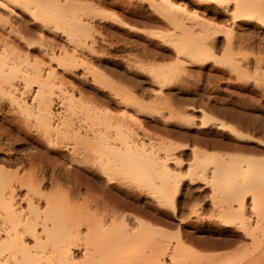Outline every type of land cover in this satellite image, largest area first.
<instances>
[{
  "label": "rangeland",
  "instance_id": "obj_1",
  "mask_svg": "<svg viewBox=\"0 0 264 264\" xmlns=\"http://www.w3.org/2000/svg\"><path fill=\"white\" fill-rule=\"evenodd\" d=\"M44 1L45 2L43 1L42 2L45 5L46 4L51 5L54 0L52 2L50 0H44ZM56 1H60L61 4L62 3L65 4L66 2L65 0H56ZM68 1H71V0H67V2ZM74 1L77 2V4L79 3L78 1H80L81 3L80 5H83V6L82 7L80 6L81 8L79 7L78 10L74 12L70 11L72 7L70 9L66 8L64 10L66 11L67 14L69 15L71 14L72 20L82 19L83 22L85 21L88 23V24L86 23L87 24L86 26L91 25L90 27H91V32H92L91 33L92 43L90 41V45L86 44V47L83 45L84 47L77 46L78 47L77 48L75 47V45L73 46L71 45L75 43L73 42L71 43V41L69 42V39L66 36L67 34L66 31L70 29V25L68 29H65L66 26L68 27L67 21L64 22L65 19L64 20L62 19V21H58V24H59L58 27L54 26L50 28V27L45 26L44 23L40 19L36 20L35 16L32 15L33 16L32 17L30 13L25 10L14 9L13 11L15 12L11 10V12H13L12 15L9 12V10H7L9 13L7 12L6 14H7V17L8 16L12 17L10 19L8 17L11 23L12 21L16 20V22H13V23L14 25L16 24V27H18V30L20 31L19 33L22 34V31L24 30L22 35L25 36L26 35L25 32H26L27 35L25 37L26 38L28 37L27 39H31L33 37L34 38L33 40L37 41L38 44L36 45L38 46L34 44V49H33L34 52H32V56L34 55L33 57L37 56L36 57L37 59L40 57L39 58L40 60L42 57L41 53H44L42 50L45 47L44 46L41 47L39 44V41L41 40L40 36L42 37L43 35L45 36V38L42 37L44 40L42 39L41 42L43 41L44 43L47 44L48 41L52 42L53 40L56 45L54 44L52 45H54L55 47L56 46L59 47V48L56 47L57 49V50L55 49L56 52H61V51L65 52L67 50L70 52L74 48L73 52L75 51L78 56L77 62L79 63L81 62L79 65H77L78 63L75 64L77 67L75 65L73 66L71 65L72 67L70 66L68 68H65L67 66H64V67H62V65L59 66L58 65L59 62L57 60L52 61L51 63V59L49 58V56L46 55L45 60L43 59L45 56L44 54H43L42 59L45 62L51 63L50 64L51 66L53 65V67L54 66L57 67V69L55 67L57 71L56 74H58L57 77L60 76V80H63V78L65 79V82L63 80V83L65 84L64 86H66L68 89L70 88L69 90H67V92L70 93L72 90L71 86H73L72 91L75 94L76 99H80V97L81 99L84 98L83 100L80 99L81 101L79 100L81 103L82 101L85 102L84 104H86L87 102V103H90V106H91V105H94L93 103L91 104V101L92 102L95 101L96 102L95 106L100 105V107L103 110H108L109 114L110 113L111 115L113 114V117L111 119L109 118L108 121H104V122L102 121L100 122V120L97 118H87V117L83 118L82 116L81 117L83 119L81 118L82 119L81 121L77 117L79 121L77 120L75 121L77 124L79 122V125L81 124L80 121L83 122L84 120V122L82 123V128L84 129L81 128V130L84 131L86 128H87L86 130H88V128L89 130L93 128L91 131L100 129L99 131L103 130V133L105 131V133L107 134H112L111 136L113 137L115 136L116 138L114 137V139L115 140L117 139L116 141H119L117 138L118 134H117V129L115 128V124L117 122H120V118H121L120 123H122V119H123V123L125 124V126L127 123L129 127L132 126V129L137 134V137L139 139L143 137L141 140H144L145 142H148L149 144L152 143V145L158 146L164 143L170 144L172 142L174 145V142H175V144L182 146V148L180 149L178 148L179 150H176L177 152L175 151L174 155H176L177 153L178 154L177 156L180 155L179 158L182 157L181 159L184 160L183 163L184 162L185 163L182 164L183 166L182 168L184 171L186 168H188L187 166H189V168L191 167L192 164H190V161L194 162L195 163L194 165L198 164V162L196 163V161H198L197 159H199L202 162H203V159H207V165L210 168L214 165V162L222 161L221 163H227L226 160H228L229 162V158L231 157L236 158V156L237 158L244 157L243 159H245V157L246 158L251 157V158H254L255 161L257 159H260L262 162L261 161L259 162H261V164L263 163L264 158L262 157L264 155V22H261V20L259 21L258 18L256 17L255 18L253 17L254 19L250 17H246V15L245 16L240 15V18L237 19L236 16L233 17V15H231L232 13H229L231 9L227 10L228 14H226L227 12H224V11L221 12L220 11L221 9L218 11L217 9H219L221 6L219 7L217 4H214V3L213 4L212 3H209V4L202 3L201 4L200 2L198 3L197 0H171V1H174V3L181 4V5H184L186 3L184 6L188 4L186 6L188 10H190V12H193V13L194 12L196 13L197 11L198 14L197 13L196 14L197 16L198 15L201 16L199 17V18H202L201 20L205 18L204 19L206 20L205 22L209 24H213L214 22V24L216 25V28H214V25H213L214 30H217V28L219 27L218 28L219 30L216 33H214L217 35L214 38L215 40L212 38L214 37V35H211L212 37L209 36L207 40L208 42L209 39L212 38L207 44L211 45L210 42L211 43L213 42L215 44V47L211 45V47L215 49L213 50L215 52L213 53L214 57L208 59L206 63H204L205 61L201 63L199 62L197 63V62L190 61L189 59L190 56L186 57L187 55H184L183 53L182 55L179 52V49H177L178 46H176L178 45L177 40H174L175 42L173 41V43H170V42L168 43V41L165 42L166 37H163V35L167 36L168 38V35L166 34L171 35L172 31H174L175 29L171 23H166L168 22L167 18L163 17V15H160V12H157L158 10H156V8L154 9L153 4L159 3L161 0H74ZM82 2H84L86 5L84 3L82 4ZM87 2H88V5L94 4V7L96 6L98 7V9L101 8L100 10L105 11V13L100 14L98 12V9L96 12L88 10L89 8L86 9ZM89 3H92V4H89ZM232 3L233 2H231V4L229 5V8H232L233 10L234 3L233 4ZM64 4L62 5L64 6ZM0 9L2 8L0 7ZM53 9L55 10V8ZM5 10L6 9H3L0 11L1 12L0 17L2 14L5 15L4 13L6 12ZM222 10H224V8H222ZM55 13H58V12H56L55 10ZM196 14H193V15H196ZM231 16L233 18H236L237 20L235 19L234 21V19H232ZM3 17L4 16H2L1 18L4 19L5 17L4 18ZM68 17L70 20V16L67 15V18ZM10 22H9V25L11 24ZM4 23L3 24L0 23V24L2 26L3 25L4 26L7 25V26L1 28V25H0V29L3 31V29L6 28L7 31L5 30L4 33H8V30L11 27L6 23L5 25ZM170 24L172 25L171 27H170ZM90 27H87V28L90 29ZM220 27H222L223 30L224 28L232 27L231 29L233 30H231L232 32L231 34H229L226 30H224L223 32V30L221 29L222 31H220ZM63 29L66 30L65 31L66 34L65 32H63L64 31ZM171 29H174V30L170 31ZM1 30L0 32H2ZM177 32L176 34H179ZM29 35L32 37L29 38ZM230 37L232 38V40L231 42L230 41L228 42ZM35 38H38V39L35 40ZM195 38H198V37H195ZM45 39L46 40L49 39V40L45 41ZM93 40L96 43H94ZM229 43H231V46ZM92 44L94 45V47L96 46V48H93ZM49 45H51V43ZM63 45L65 47H63ZM61 46L63 49H61ZM89 46H91V50H93L94 52L89 49ZM230 47L236 50L234 51L233 49L232 51L230 50ZM78 49H80V51ZM226 54H231V56L233 57L236 56V58L239 59L240 61L234 58V60H236L235 61L236 64L231 65L229 62H226V59H225ZM80 58L81 60L83 58L84 59L81 61ZM215 58L221 62L215 61L216 60ZM49 59H50V62L48 61ZM178 61L181 63V67H182V63L183 65L185 64L182 67V70H180V73L179 74L174 73L173 75L167 73L166 75L169 77H167V83H165L166 85L164 84V81L166 79L164 81L162 80L163 83L162 81H160L161 83H159L158 82L159 79L157 78L159 77L158 75L161 73V71L169 70L172 66H175V64H177V66H180V64L178 65L179 63ZM45 64L48 65L47 63ZM95 68L98 70H101L106 77L103 76L102 73L100 75H97L99 71L96 70ZM101 76L104 78H102ZM164 78L165 77H163L162 79ZM74 86H76L75 89H74ZM33 87H32L33 90L31 89L33 92L30 91L32 93H30L28 90L26 91L27 93L26 92L25 94L23 93V96L27 95L26 98H27L28 103L33 102L32 100H34L33 95L35 94L37 87L36 85H33ZM66 87H64L65 90H66ZM116 87H118L119 90ZM115 89L121 93L120 96L119 94H117L118 92L117 93L116 91L114 92ZM78 90L83 92L81 94H84V96L83 95L80 96V93ZM28 92L30 94H28ZM76 92H77V95H76ZM114 94L117 95L116 97L119 96L121 100H123V98H124V101L125 99H127L126 104L124 101L121 102L119 97L118 99H116L118 100L116 102L115 100L116 97L114 96ZM57 96H55L56 99L54 101V104H55L54 111L57 114L56 120L58 121L56 120L55 121L60 123L61 122L60 118L66 117L67 111L61 102L62 99L58 98ZM93 97L95 100L92 99ZM128 98H130V100L133 99L132 102ZM128 100L130 101V103L128 102ZM97 101H99L98 104H97ZM102 104H104L105 106ZM138 104H140L141 107H139L140 105L138 106ZM0 105L2 106L0 108V110L2 109L0 111V122L3 124V126L6 127V129L9 128L7 130L10 131V132L8 131L9 132L8 135L6 134L7 136L4 135L2 137L3 141H1V148L3 147L5 149V152H3L4 151L3 148L0 149L2 150L0 152V159H1L0 163L2 164L4 169L5 167L7 168L5 170L10 171L9 172L10 174L13 173L14 175L15 174L14 172H17L16 176H14V178L16 177L15 179H17V177L19 176L20 177H22L23 175L25 176L26 173L28 175V178L29 176H31V177H34L33 179H35V176H34L35 174L36 176L37 175L40 176L41 174V176L43 177L41 178L40 176L39 180H41L42 182V179L44 177L46 178V176L44 175L47 173V170H48V173L50 171L53 172L54 170L55 171L57 170L56 172L54 171V173L50 172L52 176H48V173H47V177H49L50 180H48V178H46L47 180L43 179V182H42L43 184L41 186L37 183L39 181L36 182L41 187V189L42 187L43 189L45 188V191H46V192L44 191L45 194L48 193L49 195H51L55 191L52 188L56 189V186H58L56 190L58 191V188L60 189V185H61L60 181L62 183V180L63 182L65 181L63 184H66V186L64 185L66 189H69L71 186H72L71 189H74L75 186L73 185H75L74 181L76 177L75 175L73 176V174L75 173H77L76 174L77 176L78 174H80V177L81 178L83 177L84 180H86L85 178L87 179L89 178L88 180L90 181L89 176L92 177L91 179H94V178L97 179V180L94 179L95 181L93 180L94 184L95 182L96 184L97 182H99V178L103 179V180H100L99 184L107 180L105 183L103 182L100 184L103 187L101 189L102 191L104 189V193L107 192L106 193L107 195L105 194L106 196L110 197L111 195V198L113 197V199L115 200L117 199V201H119L118 202L119 204L120 203L123 204L122 202H120V200L124 201L123 199L126 198L128 199V201L129 200L131 201V197L136 195L135 198L137 197L136 198L137 203L135 202V210H131V211L136 212L135 215H132L133 217L138 214V217L140 218L141 216L143 217L146 216L148 218L147 216L148 214L149 218L148 219L146 217L145 218L147 221L150 222L149 219L150 217H152L151 222L153 219V222H152L153 225L156 221H158V219L162 221L160 223L159 222L156 223V225H158L156 226V228L159 227L160 225V227L158 228L159 230L162 227L164 228L163 232H165L164 230H166L167 232V233L165 232L167 234L166 239L168 243L171 244L169 245L170 248L173 247L174 244H176L177 241H179V239H181L184 242V244L185 243L187 244V245L185 244V246H187V248H190V249H188L186 253H188L190 256L189 255L186 256V253L181 257L179 256L182 259L184 258L182 261H186L183 264H215V257H216L215 255L217 254V247H216L217 244L216 243L218 242L217 240L218 232L222 231V233L223 232L227 233L223 236L224 238L222 237L224 240L226 237H227L226 239H228L229 237L232 236L230 233L231 227H228L226 225V222L232 219L230 211H231V205L233 204V201L228 194L230 190V185L232 183L231 181L229 182L227 181V179L230 178L229 176L230 174L228 175L220 174L219 176H217L216 183L213 186L212 185L209 186V184H207L205 180L204 181L200 180L201 182L198 181L197 184H193L187 181L186 183L188 184H186L184 186L185 188L183 187L178 193L177 209L173 211L170 205L168 204H167L168 206L164 204L162 205L161 202H159L161 194L159 193L158 189L154 187L153 185L157 186L160 183V180L157 178H154L155 180H152L150 182L149 181L150 179H147L146 177L145 179L144 177H142V180L138 179L140 178V177H137L139 175L133 174L135 173L134 172L135 169L131 170L132 167H136V166L131 161V159H129L128 157L118 155L119 157L121 156V158L117 156L119 159L118 160L117 157L115 156L114 158L117 159L116 161H120L121 164H118L120 162L116 163L115 159L113 160L114 163L112 162V160L109 162L111 164V165L109 164L110 166H113V164L116 163L118 167H120V169L119 168L117 169V166L116 168H114L118 176L116 175L114 170L113 171L110 170V174L113 175L112 172L115 173V176H113L112 180H115L114 178H117V177H118L117 178L118 180L112 181L111 176L106 175V173L103 174L104 175L103 177H101L102 176L101 174L100 175L98 174V176H96L97 172L99 173V170L102 168L101 166H103V169L105 167L104 166L105 164H103L102 159H105L104 163L107 164L108 161L110 160L108 159L110 155H108L107 153H104L101 147H99L97 144L96 146L93 141H92L93 143L88 142V144L93 145V147L91 146L92 148H90V145L89 146L87 145L89 147L87 149V147L85 146L87 149V151L85 150L86 154L84 151L81 154L83 156H81L79 153L80 151H79L78 152L79 154L77 153V155H80V157L76 156V159L77 157L81 160L90 159L91 161L89 160L90 162L88 161V163L86 162V160L84 161L85 163L89 164V166L86 164L88 167H90V163L94 162V160H96L98 164H99L98 160H102L101 162L103 165L101 164L100 166L101 168L99 167L100 164L97 165V163L93 165L94 166L93 168L92 164L94 163H91L92 167L90 168H93V169H90L85 164H83L84 162L82 163L81 160L79 159H77L79 160V162L77 161L78 163L77 162L74 163L76 160L74 161L72 159L74 157L70 156V155H73L72 154L73 152L72 146H74L73 139L67 136L69 137V139L66 138V140H64L66 136L65 137L62 136L64 139L60 137L58 140L57 138H55L56 137L55 135L53 136V138L52 137L51 138L53 140L55 138V140L57 139L58 141L56 140V141H53L52 144H49L47 140L48 139L50 140L51 138L45 135L47 137L46 138L44 134H42V131H39L41 133L38 132V127L40 126V124L38 126L39 122L36 121L37 119H35V116L31 115L33 116V119L32 117L29 119L30 116L26 117L29 115L28 114L29 112L27 111L28 113L26 112L23 113L22 109L21 111H19L20 112L19 113L18 110L20 108L18 109V107L15 104L13 105V103H11L9 99H6L4 95L3 96L0 95ZM106 106H108V108ZM109 106L110 108L112 107L113 109L109 110ZM137 108L138 110L140 108V113L137 110ZM62 111L64 112L66 111V113ZM205 112L206 113L208 112L210 116L214 117L213 120H208V119L204 120L203 118L204 115L202 117V113L205 114ZM114 113H117V114H114ZM186 113H187V116L190 114L192 118L194 117L193 118L194 120L190 118V115L189 117H187ZM129 114L134 115L132 116L136 119V121H138L137 124H134L136 121H133L135 119L132 118V116ZM118 115L119 117H117ZM114 116L117 121L113 119ZM182 116L187 117L186 119L188 120L190 119L191 123H189L190 121L186 122V120H184L185 118H182ZM126 117L128 118L126 119ZM215 117L217 118L216 120H215ZM12 118L13 119L17 118L20 122H22V125L16 122L19 124L22 131L19 130L20 129L19 126L16 127L18 125L14 123L16 119L13 120ZM8 119L9 121L12 119L13 123L15 124V127L13 123H12L13 126H11L12 124L10 125L9 121L8 122L5 121ZM22 119L24 120V122ZM139 119L140 120L142 119L141 121H143L144 123L143 124L141 122L142 123L141 126H140ZM192 120L194 123L192 122ZM222 121L223 123L225 122L226 125H231L232 127L235 128V130L242 132V133L240 135H237L235 133H232L233 131L230 130L229 127L227 128L219 127V124L222 123ZM129 122L131 123L134 122L133 123L134 125H131L130 123L131 125L130 126ZM59 123H57V125ZM24 124L27 125L26 126L27 128H25ZM39 130H41L40 127H39ZM87 132L84 131L83 134L85 133L86 135H88ZM90 133L91 132L89 131L90 137L93 136L91 135L92 133L91 134ZM138 135H140V137ZM69 140H71L72 142H69ZM56 142L57 144L55 145ZM67 142L69 143L67 144ZM58 144H61V145H58ZM67 145L70 147H67ZM183 145L185 146V148L183 147ZM49 147L52 148V151H51V148ZM56 148H59V149H56ZM195 148L199 150V151L197 150L196 152V153H199V155L197 154V156H195L196 154L193 155V153L195 152L192 153V150L193 151L196 150ZM83 149L81 151H83ZM83 153L85 154V156ZM32 155H33V158H32ZM39 155H41L40 158H39ZM196 157L197 159L195 161ZM221 157L222 159L225 157L224 159L225 162H223ZM200 158H202V160ZM233 158L232 160L235 159ZM111 159L113 158L111 157ZM48 160L51 162L50 164ZM57 160L60 162L66 161L65 163H67V161L69 160L68 162L69 164L67 163L68 168L70 172L71 170L73 171L71 173L69 171H66L65 173L64 172L65 170L61 171L62 169L67 168V167L64 168V165H67V164H63L62 162L63 165L61 164V167H60V165H58L60 164V162L56 164ZM52 161L55 162L56 166L54 163H53L54 165L52 164ZM205 161L206 160H204V162ZM259 162H257V164L255 165L256 169L260 166ZM35 163L37 164V166L39 164L41 165L42 163L43 164L45 163L44 166H46V169L43 165H41L42 167L38 166L39 169L37 168L38 172H36L37 169H34L36 168ZM169 164L171 166L174 165L173 167H175L174 162L172 163V161H170ZM246 165L248 164H245V166ZM52 166H54L53 167L54 170H52L51 168ZM107 166H106V169L111 168V167L107 168ZM40 167L42 168V170ZM55 167L61 168L60 172H59V168L56 169ZM178 167L179 166H176V168ZM98 168L100 169L98 170ZM210 168L209 170H207V174L210 173L209 172ZM103 169H101L100 172H102ZM111 169H113V167ZM42 172L43 174L44 173L45 174L42 175ZM62 172L65 175H63ZM247 172L248 171H246L245 174ZM56 173L57 175L62 174V176L61 175L58 176V177L61 176L62 178L61 177L55 178ZM66 174L67 175L69 174V175L66 176ZM84 174H87L88 177L87 175L85 176ZM70 175H71V178L72 177H75V178H72V179L68 178L70 177ZM107 176L110 177V180L112 182L108 181ZM105 177H106V180H104ZM54 178L56 179V184L58 183L57 180L59 181L58 185L53 184L55 183ZM67 178L70 180H68ZM77 179L79 180V177ZM83 179H80V180H83ZM66 180L69 182H66ZM90 182H92V180ZM70 183L71 185H69ZM63 184L61 186L63 190L60 189L61 193L63 191H67L66 189L63 188L64 187ZM96 184H95V187H97L96 190L99 191L100 185L97 184L98 186H96ZM17 185L15 186V189L17 191V192L15 191L16 198H17L16 202L17 204L20 202L18 205L19 207L21 205L26 207L27 200H24V199H26L25 196L27 193L26 192L27 189L19 186L20 184L18 185L19 186L18 188ZM52 185L54 187H50ZM67 186L69 188H67ZM191 186L193 188L198 186V188L193 189ZM43 189H42V192H43ZM109 189L113 191H110L108 195ZM121 191L124 193H122ZM100 192L101 191H99L98 193ZM131 192H132L131 197L125 196V194L127 193L131 194ZM57 193H53L54 195L52 194V196H56ZM66 193L63 192L62 196H64V194L66 195ZM104 193L102 192V194ZM111 193H113V195L115 193V197ZM158 193L160 194V196ZM58 195H61V194H58ZM70 195H71V190L69 191V194L66 195L67 197H69V200H71L70 198H72ZM243 195H241V197H244L245 205L247 208L246 211L249 212L250 206L253 204L251 203L252 201L251 198H253V193L252 194L249 193L244 196ZM21 198H23V200ZM43 198L44 197H41V201H44L42 200ZM34 199H37L36 201H38L39 197L37 198L35 197ZM262 200L264 201V199ZM81 201H80V205L82 204ZM128 201L126 200V203H129ZM130 203H129V206L132 205ZM262 205H264V203H262ZM22 206L20 208H22ZM75 206L79 207L78 204ZM132 206L134 207V204ZM132 206L128 207L127 209L128 212H131L130 209L132 208ZM136 206L138 207V209L140 208L139 209L140 214H143L144 211L146 212L148 211V212L147 213L144 212V214L140 216L139 213L137 212L138 209ZM140 211H142V213ZM131 214L133 213L131 212ZM150 214L154 215L158 219L156 218L157 219L156 220ZM143 217L142 219H145ZM83 223L84 222H81V224ZM225 226H227L228 229H226ZM80 228L82 229V231H84V233H86L87 231L86 229H88V227L86 226V229L83 230L84 229L83 225H81ZM222 238L221 240H223ZM219 241H220V238H219ZM76 251L75 252L78 255H82L81 253L83 252L82 248ZM174 257L175 255L173 256V255L167 254L166 256L167 264H174V261H175ZM193 257L197 258L196 259L197 263H194Z\"/></svg>",
  "mask_w": 264,
  "mask_h": 264
},
{
  "label": "bare ground",
  "instance_id": "obj_2",
  "mask_svg": "<svg viewBox=\"0 0 264 264\" xmlns=\"http://www.w3.org/2000/svg\"><path fill=\"white\" fill-rule=\"evenodd\" d=\"M42 1L45 2L44 0H0V7L2 8V9H0V11L3 9H6L5 10L6 12H4L5 15H3V14L1 15V17L4 16L5 18L3 17L4 19H2L0 17V20H1L0 23L3 24L5 21V23L9 25V22H10L9 19L12 17L8 16L9 17V19H8L6 13L8 12L7 10H9V12L12 15L13 12H15V11H13L14 9H16V10L20 9V10L28 11L31 16L32 15L35 16L36 20L40 19L44 23L45 26L50 27V28H52L54 26L58 27L59 26L58 21H62V19L63 20L65 19L64 22L67 21V25H68V27L66 26L65 29H68L69 25H70V29H68V31L63 29L64 30L63 32H65V31L67 32V34H66V32H65V34L68 37L69 42L71 41V43L72 42L75 43V44H71V45L72 46L75 45V47H77V46L82 47L83 45L86 47V44L90 45V41L92 40V35H91L92 32H91V27H90L91 25L86 26L88 23L85 21L83 22L82 19H81L82 21L79 19L78 20L77 19L72 20L71 14L70 15L67 14L66 11L64 10L66 8L70 9L72 7L71 9H73V10L70 9L71 12L77 11L80 6L81 7L83 6V5H80L81 4L80 1H78L79 6H78L77 2H75L74 0L73 1L75 3L72 0L68 1V2H67V0H65L66 1V2L64 1L65 4L62 3V4H64V6L61 4L60 1H56V0H54L55 2L53 0H50L51 2L53 1L51 5H47V4L45 5ZM197 2L198 3L200 2L201 4L202 3H204V4L205 3L206 4L207 3L208 4L209 3L217 4L219 7L221 6L220 8L218 7L219 9H217L218 11L221 9L220 10L221 12L222 11L227 12V10L231 9V11L229 13H232L231 15H233V17L236 16L237 19L240 18V15H242V16L246 15V17H250V18L256 17V18H258L259 21L261 20V22H264V0H197ZM231 2L234 3V4L232 3L234 5L233 10H232V8H229V5L231 4ZM83 3L84 2H82V4ZM89 4H92V3H89ZM153 5H154V9L156 8V10H158L157 12H160V15H163V17L168 19L167 20L168 22H166V23H171L175 29V30L174 29L170 30V31L174 30V31H172L171 35L166 34V35H168V38H167V36L163 35V37H166L165 42L168 41V43L169 42L173 43L174 40H177L178 45H176V46H178L177 49H179V52L181 54L183 53L184 55H187L186 57L190 56L189 59L192 62L201 63V62L205 61L204 63H206L208 59L214 57L213 53H215V52L213 50H215V49L213 47H215V44L213 42H212L213 44L210 42V44L213 45V47H211V45H209L207 43L212 38L214 39L217 36L214 33H216L219 30L218 24H217L218 25L217 30H214L213 25H214V28H216V25L214 24V22H213V24H209V23L205 22L206 21V20H204L205 18L203 20H201L202 18H199L201 16H199V15L197 16V14H198L197 11H196V13H197L196 14L195 12L193 13V12H190V10H188V8L186 7L188 4L186 6H184L181 4L174 3V1H171V0H161L159 3H154ZM53 8H55L56 12H58V13H55V10ZM222 8H224V10H222ZM86 9L96 12L98 7H96V6L94 7V4L88 5V2H87ZM100 9H98V12L100 14H104L105 11H102ZM225 9H226V11H225ZM11 10L13 12H11ZM57 10H59V11H57ZM192 13L196 14V15H193ZM226 14H228V12ZM67 15L70 16V20H69V17L67 18ZM233 17H232V19H234V21H235L236 18H233ZM13 22H16V20L12 21V23L10 22L11 24L9 26L11 28L8 27L9 28L8 33H4L6 28L3 29V31L0 29L2 31V32H0V93H1L0 95H2V96L4 95V97L6 99H9V101H11V103H13V105L15 104L18 107V109L20 108L18 110V112L21 111V109H22L23 113L29 112L28 113L29 115L27 114L28 116H26V117L30 116L29 119L31 117L33 119V116H31V115H34L35 119H37L36 121L39 122V123L37 122L38 126L40 124L39 127L41 130H39V127H38V132L42 131V134H44V136L47 135L50 138L51 137L53 138V136L56 135L55 138H57L58 140L62 136H64V137L66 136L65 139L62 137L64 140H66V138L69 139V137L71 139H73V142H74V146H72L73 152L71 151L73 155H70V154L69 155L73 156L75 158L74 159L71 157L74 161L76 160L75 162L72 160L74 163H76L77 161L79 162V160H81L78 157H77V159H79V160H77L76 156L80 157L82 152H84L85 150L87 151V149L89 148L88 146L90 145V144H88V142L93 141L95 145L97 144L99 147H101V149L103 150L104 153H107L108 155H110V157L108 158L110 160L108 161L107 164L104 163L105 159H102L103 161L98 160L100 165L98 164V162H96V160H94V162H91V163H94V164H92V166L97 163V165H99V167H100L102 162H103V164H105L104 169H103V166H101L102 168L100 167L101 169H103L102 172L103 171L104 172L103 173L100 172L101 169L98 168V170L99 169L100 170H99V173L97 172L96 176H98V174L99 175L101 174L102 175L101 177H103L104 176L103 174L106 173V175L111 176V180H112L113 176H115V173H116L114 168H116V166H117V169L118 168L120 169V167H118V165L116 164V163L120 162V161H116L119 157L118 155L128 157L129 159H131V161L136 166V167H132L131 170L135 169V171H134L135 173H133V172L132 173L135 175H139V176H137V177H140L138 179L142 180V177H144V179L146 177L147 179H150L149 180L150 182L152 180H155L154 178H157L160 180V183L158 185L156 184L158 187L153 185L154 187H156L158 189L159 193L161 194L159 202H161L162 205L163 204L166 206L170 205V207H172L173 211H175L177 209L178 193L186 184H188V183H186L187 181L190 183H193V184H197L198 181H200V180L204 181L205 180V182L207 184H209V186H211V185L213 186L216 183V177L217 176H219L220 174L221 175L230 174L229 175L230 178H228L229 180L227 179V181L228 182L231 181V183H232L230 185V190L228 192L230 198L233 201V204L231 205V211H230L232 219L228 220L226 222V225L228 227H231L230 233L232 236L229 237L228 239H226L227 238L226 237L224 240L223 236L227 233H224V232L222 233V231L218 232V234H217L218 242L216 243L217 244L216 245L217 254L215 253L216 254L215 255L216 256L215 257V264H264V207H262V206H264V205H262V203H264V201L262 200V199H264V161L261 164L262 161L260 159H257L255 161V159L251 158V157H248V158L245 157V159H243L244 157L237 158V156H236V158L234 157L235 159L233 157L229 158V162H228V160H226L228 164L227 163H221L222 161L214 162V165L210 168L207 165V159H203V162H202L199 159H197V157H196L195 161L197 159L198 161H196V163L198 162V164L194 165L195 163L190 161V164H192L191 167L189 168V166H187L189 169L186 168L187 170L185 169V171H184L182 168L183 167L182 164L185 163V162L183 163L184 160L181 159L182 157L179 158L180 155L177 156L178 155L177 153H176V155H174L175 151L182 148V146L175 144V142H174V145L171 142L172 144L171 143L170 144L164 143L165 145L161 144V145L155 146V145H152V143L149 144L148 142L141 140L143 137H141V139H139L137 137V134L135 133V131L132 129V126H131V125L138 123V121H136V119L133 117L134 116L133 114H132L133 116L131 114H129V115H131L132 118L135 119V120H133V119H131V120L136 121V122L135 123L133 122L134 124L129 122V125L131 123V125H130L131 127H129L127 125L128 123L126 124V126H127L126 127L125 124L123 123V119H122V123H120L121 118H120V122H117L115 124V128L117 129V134H118L117 138L119 141H116L117 139L115 140L114 139L115 136L114 137L111 136L112 134H107V133H105V131L103 133L102 129H101L102 131H99L100 129L91 131L93 128L92 129L90 128L91 130H89V128H88V130L92 133V134L91 133L90 134L93 135L90 137L89 131L86 130L87 129L86 128L84 131L85 132L88 131L87 134L89 136L86 135L85 133L83 134L84 131L81 130L82 123L84 122V120H83V122H81L83 118H86V117L87 118H97L100 120V122L101 121L104 122V121H108L109 118L111 119L113 117V114L112 115H111V113L109 114L108 110H103L100 107V105H98L100 108L98 106H95V103H96L95 101L94 102L91 101V104L92 103L94 104L91 106H90V103H87V102H86V104H84L85 102H83V101L81 103L80 101L83 100L84 98L81 99V97H80L81 100L76 99V96L72 91L73 86H71L72 90H71V92H70L71 94H70L69 92H67V90H69L70 88L68 89L66 86H64L65 84L63 83V80L65 82V79L63 78V80H60V76L57 77L58 76V74H56L57 67L56 66L53 67V65L52 66L50 65L52 63V61L57 60L59 62L58 65L59 66L62 65V67L67 66L65 68H68L71 65L73 66L76 63H78L77 65H79L81 63V62L80 63L77 62L78 56H77L75 51L73 52L74 48H73V50H71L72 52L70 51L71 53L68 50L65 52H62L61 50H60L61 52H56L57 46L56 47L54 46V45H56L55 42L52 40V42H54V43H52L51 41L50 42L48 41L46 44L43 41L41 42V40L43 38H45V36L43 35L42 36L43 38L40 36L41 40L40 41L38 40L39 44L41 47L44 46L45 48H43L42 51L44 53H41L42 57L39 60L40 57L37 59L36 55H35L36 57H33L34 55L32 56V52H34V50H33L34 44L35 45L38 44L37 41H34L33 40L34 38L30 35H29V38H31V37L32 38L27 39L28 37L27 38L25 37L27 35L26 32H25V34H26L25 36L22 35L24 30L22 31V34L19 33L20 31L18 30V27H16V24L14 25ZM171 24H170V27L172 26ZM6 26L1 25V28L6 27ZM87 27H90V29H88ZM231 28L232 27L224 28V30H226L229 34H231V32H232L231 30H233ZM19 29H21V28H19ZM221 29H222V27H220V31L223 30V29L222 30ZM89 30H90V32H89ZM224 30H223V32H224ZM176 32L179 34H176ZM219 33H217V34H219ZM211 35H214V37H212ZM209 36L212 38H210L209 41L207 42ZM195 37H198V38H195ZM231 37H232V35H231ZM230 38H229L228 42L229 41L231 42L232 38L231 39ZM36 39H38V38H35V40ZM93 39H94V37H93ZM47 40H49V39H47ZM47 40L45 39V41H47ZM93 42L96 43L94 40H93ZM48 43L49 44L51 43V45H49ZM91 43H92V41H91ZM52 44H54V45H52ZM229 44L231 46V43H229ZM36 46H38V45H36ZM59 46H60V44H59ZM91 46H89L90 50H91ZM63 47H65V46L63 45ZM57 48H59V47H57ZM93 48H96V46L94 47V45H93ZM61 49H63L62 46H61ZM233 49L230 47V50L233 51ZM78 50L80 51V49H78ZM235 50L236 49H234V51ZM91 51H93V50H91ZM95 51H96V49H95ZM43 54L45 55L44 58H43ZM46 55L49 56V58L51 59V63L43 61V59L45 60ZM234 58L236 60H239L236 58V56H234V57L231 56V54H226L225 59H226V62H229L231 65H233V64H236V62H235L236 60H234ZM50 59L48 60L49 62H50ZM80 60H81V58H80ZM87 60H88V58H87ZM215 61L221 62L217 59ZM45 63H47L48 65H46ZM179 64H180V66H177V64H175V66H172L169 70H163V71H161V73L159 72L160 74L158 73L159 74L158 76L161 78H159V77L157 78V79H159L158 82L161 83L160 81H162V80L164 81L166 79L164 81V84L167 83V77H169L166 75L167 73L172 74V75L174 73L179 74L180 70H182V67L185 65V64L183 65V63H182V67H181L180 62L178 63V65ZM55 67H56V69H55ZM96 70H98V69H96ZM98 71L99 72L97 73V75H100L102 73V75L105 76L101 70H98ZM95 75H96V73H95ZM97 75H96V77H97ZM107 77H108V75H107ZM163 77H165V78L162 79ZM102 78H104V77H102ZM163 81H162V83H163ZM33 85H36V87H37L36 92L33 95L34 100H32L33 102L28 103L27 98H26L27 95H24L25 96V98H24L23 93L25 94V92L27 90L29 92L32 91ZM160 85H162V84H160ZM64 87H66V90L64 89ZM75 87L76 86H74V89H75ZM81 87H83V86H81ZM116 88L119 90L118 87H116ZM24 89H25V91H24ZM161 89H162V87H161ZM22 91H24V92H22ZM115 91H116V93L118 92L117 94H119V96L121 95V93L119 91H117L116 89L114 90V92ZM29 92H28V94L32 93L33 91L30 93ZM79 93H80V96L81 95L84 96V94H81L83 92L79 91ZM115 94H114V96L116 97L117 95H115ZM76 95H77V92H76ZM55 96L62 99L61 102L67 111V116L60 118L61 119L60 123L56 122L58 120H56L57 114L54 111V109H55L54 108V105H55L54 101L56 99ZM118 97H116L115 100L118 99ZM92 99L95 100L94 97ZM119 99H120V97H119ZM128 99L130 100V98H128ZM60 100H58V101H60ZM126 100L127 99H125V101H124V98H123V100H121V102L124 101L126 104V102H127ZM129 100H128V102L130 103V101L132 102L133 99L130 101ZM117 101L118 100H116V102ZM135 101H133V102H135ZM98 102L99 101H97V104H98ZM121 102H119V103H121ZM100 104H101V102H100ZM102 105H104V104H102ZM108 105H109V103H108ZM118 105H120V104H118ZM139 105L140 104H138V106ZM1 107L2 106L0 105V108ZM106 107L108 108V106H106ZM139 107H141V105ZM110 109H113V108L112 107L110 108V106H109V110ZM137 110H138V108H137ZM66 111L65 112L62 111V112L66 113ZM138 111L140 113V108ZM112 113H113V111H112ZM114 114H117V113H114ZM64 115H66V114H64ZM110 115H111V117H110ZM189 115L187 116V113H186L187 117H189ZM203 115H204V117H203ZM62 116H63V114H62ZM115 116L113 119H115ZM126 116H127V114H126ZM183 116H182V118H185L184 120H186V122L190 121V119L188 120V119H186L187 117H183ZM60 117H61V115H60ZM77 117L79 118V120H81L80 125H79V122L77 124L75 121V120L79 121L77 119ZM117 117H119V115ZM202 117L204 118V120L205 119L213 120V118H214V117L210 116L208 112L207 113L205 112V114L202 113ZM5 118H6V116H5ZM127 118L128 117H126V119ZM190 118L193 119L194 117L192 118L190 115ZM12 119L10 121H9V119L5 120V121L6 122L9 121L10 122L9 124L11 125L13 123ZM15 119H13V120H15V122H14L15 124L19 123L20 125H22V122H20L17 118H15ZM216 119L217 118L215 117V120ZM118 120H119V118H118ZM141 120L139 121L140 126L143 123V121H141ZM193 120H192V122H193ZM16 122H18V123H16ZM23 122H24V120H23ZM55 122H56V124H55ZM57 123H59V124L57 125ZM189 123H191V121ZM13 124L11 126H13ZM15 124H14V127H15ZM19 124L16 127H18ZM26 126L27 125H25V128H27ZM36 126H37V124H36ZM219 127H221V128L222 127H224V128L229 127V129L233 131V132L232 131L231 132L235 133L237 135H240L242 133V132L235 130V128L232 127L231 125H226L225 122L223 123V121H222V123L219 124ZM19 128H20L19 130L22 131L20 126H19ZM144 128H145V126H144ZM7 129H9V128H7ZM7 129L0 122V149L3 148V147L1 148V141H3L2 137L6 134L8 135V133L10 132ZM22 129H23V127H22ZM82 129H84V128H82ZM39 133H41V132H39ZM11 136H12V134H11ZM67 136H69V137H67ZM138 136L140 137V135H138ZM41 137H42V135H41ZM111 137H113V138H111ZM239 137H241V136H239ZM242 137H244V136H242ZM52 138L50 140L46 139L49 144H52L53 141L57 140V139L55 140V138L53 140ZM59 142H61V141H59ZM69 142H72V141L69 140ZM69 142H67V144ZM56 144H57V142L55 143V145ZM58 145H61V144H58ZM85 146L87 147V149ZM91 146L93 147V145H90V148H92ZM67 147H70V146L67 145ZM81 147H82V149L85 147L83 149V151H81L82 150ZM183 147L185 148L184 145H183ZM49 148H51V147H49ZM56 149H59V148H56ZM195 149H194L195 151L192 150V153L195 152V153H193V155L196 154L195 156H197V154L199 155V153H196L198 149L197 148H195ZM3 150H4L3 152H5L4 148H3ZM1 151L2 150H0V152ZM51 151H52V148H51ZM86 151H85V154H86ZM78 152L80 153V155H77ZM75 153H76V155H75ZM85 154H84V156H85ZM40 156L41 155H39V158H40ZM81 156H83V155H81ZM115 156L116 157L118 156L117 159L114 158ZM121 156L119 158H121ZM203 156H205V155H203ZM44 157H46V156H44ZM111 157L113 159H111ZM32 158H33V155H32ZM232 158L234 160H232ZM262 158H264V155ZM114 159L116 161V163H115L116 165L113 164V166H110L111 164L109 162L111 160L113 162ZM200 159L202 160V158H200ZM221 159H222V157H221ZM224 159H225V157L222 159L223 162H225ZM27 160H28V158H27ZM32 160H34V159H32ZM85 160L82 159L81 162L83 163ZM89 160L90 159L86 160V162L88 163ZM204 160H206L205 161L206 163L204 162ZM57 161H56V164H58L60 162V161H58V162ZM170 161H172V163L173 162L175 163V167H173L174 165L171 166L169 164ZM259 161H261V162H259ZM46 162H47V160H46ZM62 162H60V164H58V165H60V167H61ZM65 162H63V164H67L69 162V160L67 161V163H65ZM257 162L260 163V166L262 168L260 166L257 169L255 168V165L257 164ZM36 163H35L36 168H34V169H37L38 166H41V165L44 166V164H45V163L44 164L42 163L41 165L39 164L37 166L38 163L37 164ZM50 163L51 162L49 161V164ZM53 163L55 164L54 161H52V164ZM87 163L84 162L83 164L86 165ZM91 163H90V167H92ZM56 164H55V166H56ZM68 164L64 165V168L65 167H67V168L62 169L61 171L65 170L64 171L65 173H66V171L70 172V170L68 168ZM118 164H121V162ZM245 164H248V165H246L248 167H246ZM87 165L89 166V164H87ZM1 166H2V164L0 165V264H167V261H166L167 254L173 255V256L175 255L174 264H178V263L183 264L184 262H186V261H182L184 258L183 259L180 258L181 256H183L187 252L188 249H190V248H187V246H185L186 243L184 244V242L181 239H179V241H177V243L174 244V246L172 245L173 247L170 248L169 245H171V244L168 243V241L166 239L167 238L166 230H164L166 233L163 232V229H164L163 227L160 228V230H159L158 228L160 227V225H159V227L156 228V226H158V225H156V223L157 222L160 223L162 221H160L154 215L150 214L151 216H153V218L158 219V221H156L157 219L155 220L156 222L154 223V225H155L154 226L152 224L153 219L151 222L152 217H150V219H149L150 222L147 221L146 216H145L146 218L141 216L146 211H144L143 214H140L139 213L140 208L138 209L137 206H136L138 209L137 212L139 213L141 218L138 217V214L133 217L132 215H135L136 212L131 211V210H135V202H136L137 197L135 198L136 195L131 197L132 192H131V194H128V193L125 194V196L131 197V201L130 200L128 201V199H126V198L123 199L124 201L120 200V202H122L124 205L121 203L119 204L118 203L119 201H117V199L115 200V199H113V197L111 198V195H110V197L106 196L107 192L104 193V189L102 191L101 188H103V187H102V185H100L101 183H103V182L105 183L107 181L106 177L104 178V180H106V181H103L100 184H99L100 180H103V179L99 178V182H97V184L100 185L99 191H101V192L98 193L99 191L96 190L97 187H95L96 182L94 184V181L97 179H95V178H94L95 180L91 179L92 177L89 176L90 181L92 180V182H93L92 183L88 180L89 178L88 179L85 178L86 180H84L83 177L82 178L80 177V174H78V176H77L76 175L77 173L73 174L74 173L73 172L72 173L73 176L75 175V177H76V178L72 177V178H75V181H74L75 185H73L75 187H74V189H71L72 186L70 188L68 187L69 185H71L72 182L67 186V188H69L71 190L70 196L72 198H70L71 200H69V197H67L66 195L69 194L70 190L65 188L66 184H63L65 181L63 182L62 179H61L62 183L60 181V184H61L60 189H62V187H61L62 184H63V186L65 185L63 188L66 189L67 191H63V192H65V193L67 192L66 195L64 194V196H62L63 192L61 193L59 188H58V191L56 190L58 186H56V189L52 188L56 192L55 191L53 192L51 190L53 193L59 192L56 195L57 197L52 196V194H53L52 192H51L52 193L51 195H49L48 193H46L47 194L46 195L45 194V192H46L45 188L43 189V187H42V189H43V192H42V189L40 186L43 184L42 183L43 179L48 178V180H50V178L47 177L48 170H47L46 174L44 173L45 175L42 172V175L46 176V178L44 177L42 179V182H41V180H39L40 179L39 177L41 176V174H40V176H38V175L36 176V174L34 175L36 180L33 179L34 177H31V176H29V178H28L27 173L25 174V176L24 175L22 177L19 176L20 178L17 177V179H15L16 177L14 178V176H16L17 172H14L15 173L14 175H13V173L10 174L9 173L10 171L5 170V169H7L5 166H4L5 169L3 168V166L2 167ZM106 166H107V168L113 167V169H111V168L106 169ZM122 166H123V164H122ZM176 166H179V167L176 168ZM44 167L46 169V166H44ZM53 167L54 166L51 167L52 170H54ZM90 167H88V168H90ZM47 168H48V166H47ZM58 168H56V169H58ZM93 168H94V166H93ZM93 168H90V169H93ZM96 168H97V166H96ZM209 168H210V171H209L210 173L207 174V170H209ZM38 169L36 170V172H38ZM60 169L61 168H59V172H60ZM66 169H68V170H66ZM41 170H42V168H41ZM110 170L111 171L114 170L115 173L112 172L113 175L110 174ZM54 171L53 172L50 171V172L54 173ZM72 171L73 170H71V172ZM246 171H248L247 172L248 175H247V173L245 174ZM39 173H41V172H39ZM49 173H48V176H52V174L50 173L51 174L50 175ZM57 173H56L55 178L56 177L60 178L62 176V174L57 175ZM87 174H84V175L86 176ZM11 175H13V176H11ZM59 175H61V176L58 177ZM63 175H65V174L63 173ZM68 175L66 174V176H68ZM116 175H117V173H116ZM81 176H82V174H81ZM30 177H31V179H30ZM36 177H38V178H36ZM42 177L43 176H41V178ZM78 177H79V180L77 179ZM87 177H88V175H87ZM68 178H71V175ZM117 178H114L115 180H112V181L118 180ZM54 179H52V180H54ZM80 179H83L85 182L83 180H80ZM107 179H108V181L112 182L110 180V177H108ZM14 180H15V182H14ZM68 180H70V179H68ZM37 181H39V182H37ZM156 181H158V180H156ZM54 182L55 183H53V181H52V183L55 185L59 184L58 180H57L58 183L56 184V179ZM66 182H69V181L66 180ZM153 183H155V182H153ZM17 184L18 185L20 184L19 186L27 189L26 196L24 194V196L26 197V199H24V200H27L26 201V203H27L26 207L21 205L22 208H20L21 206L20 207L18 206L20 202L18 204L16 202L17 198H16V193H15V191H16L15 186ZM97 184H96V186H98ZM207 184H206V186H207ZM19 186H18V188H19ZM109 186H111V185H109ZM50 187H54V186L52 185ZM196 188H198V186L193 188V189H196ZM127 189H129V188H127ZM243 190H245L247 193ZM110 191H113V190L109 189L108 195H109ZM102 192L104 194H102ZM129 192H130V190H129ZM115 193H114V195H113V193H111V194L115 197ZM122 193H124V192H122ZM249 193H251V194L253 193V198H251L252 199L251 203H253V204L250 206V210H249L250 213L246 211L247 208L245 205L244 197H241V195H243V194L246 195ZM58 194H61V195H58ZM160 194H159V196H160ZM116 196H118V195H116ZM35 197L36 198L39 197L38 201H36L37 199H34ZM41 197H44L42 200H44L45 202L41 201ZM21 199L23 200V198H21ZM121 199H122V197H121ZM126 200L129 203L131 202L130 204H132V205L134 204V207L132 205H130V206H132V208L131 209L129 208L133 214H131V212H128L127 209L130 206H129V203H126ZM80 201L82 203L81 205H80ZM261 201H263V202H261ZM41 202L42 203L44 202V203L42 204ZM77 204L79 205V207L75 206ZM138 204H136V205H138ZM140 212L142 213V211H140ZM147 216L149 218L148 214H147ZM142 217L145 219H142ZM81 222H84L85 225L88 227V229H86V226L84 225V223L81 224ZM81 225L84 226L83 230L86 229L88 232L86 231V233H84V231H82V229H81L83 227L80 228ZM227 226H225L226 229H228ZM218 230H220V229H218ZM82 232L84 235L82 234ZM219 238H220V241H219ZM221 238L223 240H221ZM81 248L83 251V252H81L82 255H78L76 253L77 252L76 250L81 249ZM79 251H81V250H79ZM187 255H189V254L186 253V256ZM179 258H180V260H179ZM193 258H194L193 259L194 263H197V260H196L197 258L196 257H193Z\"/></svg>",
  "mask_w": 264,
  "mask_h": 264
}]
</instances>
